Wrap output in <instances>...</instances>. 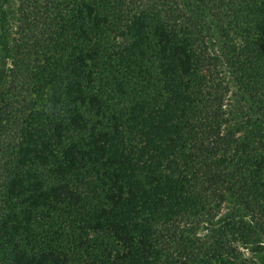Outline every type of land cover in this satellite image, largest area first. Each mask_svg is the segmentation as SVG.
Masks as SVG:
<instances>
[{"label": "trees", "instance_id": "1", "mask_svg": "<svg viewBox=\"0 0 264 264\" xmlns=\"http://www.w3.org/2000/svg\"><path fill=\"white\" fill-rule=\"evenodd\" d=\"M11 1L0 264H264V0Z\"/></svg>", "mask_w": 264, "mask_h": 264}, {"label": "rangeland", "instance_id": "2", "mask_svg": "<svg viewBox=\"0 0 264 264\" xmlns=\"http://www.w3.org/2000/svg\"><path fill=\"white\" fill-rule=\"evenodd\" d=\"M15 6V0H12L10 3V11H13V8ZM195 11V10H194ZM199 18L202 20V22L205 24V26L208 29V32L212 38V41L214 42L215 46L217 49L220 47V39H219V34L217 32V29L215 27L213 19L206 13H199ZM11 22L13 23V13H12V18ZM239 100V98H237ZM242 104V101H241Z\"/></svg>", "mask_w": 264, "mask_h": 264}]
</instances>
